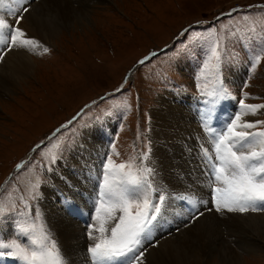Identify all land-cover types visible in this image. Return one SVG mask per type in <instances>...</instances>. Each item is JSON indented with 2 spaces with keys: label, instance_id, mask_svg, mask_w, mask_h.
Masks as SVG:
<instances>
[{
  "label": "rangeland",
  "instance_id": "obj_1",
  "mask_svg": "<svg viewBox=\"0 0 264 264\" xmlns=\"http://www.w3.org/2000/svg\"><path fill=\"white\" fill-rule=\"evenodd\" d=\"M32 2L25 6L30 8ZM89 4L90 19L73 20L71 23H77L68 28L62 27L48 42L36 38L35 45L38 48L30 53L38 63L36 69L31 75L10 85L8 90L0 92V187L6 188L0 194V209L7 208L10 212L15 209L19 213L16 216L7 214V223L0 221V242L16 243L32 250L35 246L30 243L31 238L46 235L50 229L51 237L58 242L62 261L63 243L50 228L49 215L42 206H56L57 211L81 222L87 241L90 242L86 225L94 213L92 200L95 194L86 193L83 196L87 199L84 204L80 200L81 187L77 182L69 181L67 172L83 175L87 169H91L90 166L82 168L87 159L86 151L91 152V138L101 135L99 154L95 151L90 161L98 159L101 164L104 154L110 153L113 164L109 167L119 169L123 174L121 178L125 180V173L140 175L143 174V166H151L148 161H144V164L139 161L140 153L147 151L149 139L151 163L156 165L152 126L157 119L153 112L161 101L166 102L160 107L162 114L188 115L190 122H197V126L194 124L196 130H191V136L194 134L193 137L200 138L201 134L207 140L209 134L201 121L200 105L202 110L214 108L210 120L217 130L223 129L232 117V114H228L223 118L220 113L223 107L228 109L226 103L215 107L204 103L213 99V94L221 88L226 93L221 97L222 102L225 100L233 109L236 108L232 112L233 116L241 114V121L238 122L245 119L242 115L247 108L243 105H264V0H92ZM7 7L9 4L4 3L0 15L3 13L10 24L14 22V27L18 26L22 20L17 25V18L7 14ZM232 9L237 11L232 12ZM189 29L191 32L186 35ZM198 37L208 43L192 44ZM185 41L191 45L186 52ZM164 45H168L166 50L142 65H135L137 58ZM8 47L1 45L0 53H7ZM213 48L217 55H213ZM178 51L181 53L179 59ZM116 88L122 89L106 95ZM92 101L94 105L86 110L88 114L83 119L77 120L56 137L45 140L54 127L72 116L79 107L81 110ZM251 115L252 122L264 121V108ZM94 116L100 117L99 123L93 120ZM85 121L95 124L86 143L79 141L78 147L65 151L49 179L45 166L59 155L65 142L71 141V133L77 131ZM252 130L264 131V125H256ZM37 143L40 144L37 146ZM32 147H35V152L32 150L25 166L23 164L13 178V174H10L13 164ZM120 164L126 167L120 169ZM160 166H156L159 171L158 182L163 175ZM7 174L8 178L2 183ZM187 181L190 185V178ZM50 189H53V193L48 192ZM37 191L42 192L38 201L34 200ZM189 194L178 195V198L184 212L190 215L194 209L192 199L197 206L199 203L195 196ZM45 195L50 199L48 205L42 203ZM64 196L71 197V209L64 205L62 208ZM184 196L191 200H183ZM142 200L141 197L137 202L142 203ZM26 204L34 207L29 209ZM138 210L135 205L129 209L132 215ZM156 224L150 237L154 243L144 241L141 245L140 250L146 249L144 259L150 248L157 246L156 228L165 226V219ZM188 224L194 222L189 220ZM173 225H166L170 227L168 233L170 229L178 233L179 228ZM21 226L28 230L23 235L20 233ZM262 234L258 251L237 249L235 243L231 244L234 250L242 253L241 264H264ZM207 260L191 258L179 264H213L215 259L209 257ZM0 264L22 262L5 256L0 258ZM111 264H123V261H113Z\"/></svg>",
  "mask_w": 264,
  "mask_h": 264
},
{
  "label": "bare ground",
  "instance_id": "obj_2",
  "mask_svg": "<svg viewBox=\"0 0 264 264\" xmlns=\"http://www.w3.org/2000/svg\"><path fill=\"white\" fill-rule=\"evenodd\" d=\"M91 2L92 0H40L38 3L32 2L29 11L21 19L22 21L19 20L20 24L18 26L26 34L21 39L37 41L36 38L40 37L47 42L50 41L58 31L62 30V27L68 28L75 22L77 23V21L71 23L73 20H80V18L90 19L91 14L89 9L91 6L88 3ZM4 3H8V0H0V12H3L2 6ZM6 20L8 21V19ZM11 25L14 26V22H11ZM5 33L7 34V30H5ZM9 41L10 38L8 41L0 43V46L8 47L10 45ZM35 48H38L35 44L27 46L17 44V46L12 48L13 50L4 54V59L0 60V92L8 90L10 85L34 72L38 63L30 53ZM222 101L223 99L221 100L220 98L215 105L218 106L219 104L220 106L226 103L228 106V109H224L223 107L220 111L223 115L222 117L224 118L228 114H232L231 116L233 117L234 113L232 112L236 111V108L233 109L234 107H231L229 102ZM164 105H166V102L161 101L158 108L153 112L157 119L152 126V136L155 144L153 155L156 158V166L161 165L160 172L163 173L161 175L162 180L159 183L168 190L170 199L167 205V212L163 217L165 219V226L159 225L160 228H156L158 231L156 232L158 244L155 247L151 246L152 248L148 251L146 259H144L145 257L142 258L143 264H179L188 262L191 258L198 259L199 261H208L209 257L215 259L213 264H241L242 253L234 250L232 243L237 245V249L242 248L245 251L260 250L261 244L259 239H261L260 236H263L262 232L264 233V212L258 211V213H255L256 211L249 210L247 213H240L238 211L216 212L214 210L209 185L206 182V170L201 160L202 153L200 151L202 144L207 148H212V145L201 134H199L200 138L193 137L194 134L191 136V130H196L194 127L197 126V122L194 123L195 126L190 122L191 119H189L188 115L184 113L180 116L162 114L160 107ZM200 110L203 111L202 105H200ZM251 114L252 110L247 108L242 115L245 118L244 121L238 122V124L245 121L252 122L250 120ZM219 122L222 123L221 120ZM208 123L211 124V120ZM203 127H205L204 124ZM100 136L98 138H91L92 140L89 143L90 145L93 144L91 152L88 153L86 151L87 159L84 164L82 163V168L90 166L89 168L91 169H87V173L83 175H72L71 171L67 172L69 181L77 182L79 187H81L82 197H80V200L84 204L87 201L83 197L86 193H96L94 182L97 180V174L99 175L101 164H99L98 159L94 162L90 160L94 158L95 151H97L96 154H99ZM110 169L112 171L108 176V183L114 188H118L123 174L115 167H110ZM189 178L191 180L190 185L187 183V179ZM48 192L53 193V189L48 190ZM184 193L195 196L197 203H199V206H197L196 202L194 201L193 203L192 199L194 209L190 215L184 212L185 209L183 206L181 207L180 197L178 198V195ZM187 200L191 199L188 198ZM205 201L208 202L207 205L203 203ZM49 202L50 199L45 195L42 203L48 205ZM42 207L45 213L49 215L50 228L58 234L63 243V261L66 260L68 264H89L86 249L92 241H87L83 224L60 212V210L57 211L58 207L56 206L51 208L43 205ZM208 208H212L213 210L208 211ZM194 210L197 212L201 210L206 211L194 224L189 225L188 216L196 214L197 212H194ZM93 215L94 213H92ZM114 215L119 217L121 212L116 211ZM101 219L107 221L108 227H113L118 222V220L113 221L108 219L103 213H101ZM170 223H174L173 226L179 228L178 233H175L174 229H170V233H168L170 227L166 225Z\"/></svg>",
  "mask_w": 264,
  "mask_h": 264
},
{
  "label": "snow or ice",
  "instance_id": "obj_3",
  "mask_svg": "<svg viewBox=\"0 0 264 264\" xmlns=\"http://www.w3.org/2000/svg\"><path fill=\"white\" fill-rule=\"evenodd\" d=\"M32 0H8L9 7L7 14L17 18L16 23L24 17L29 11L28 5ZM232 12L237 9H232ZM231 15V13H229ZM7 30V34L5 33ZM191 29L186 30V35ZM25 33L18 26L11 25L3 15H0V43L6 42L10 38L8 50L19 44L27 46L35 44V40L21 39ZM264 39V37H262ZM207 40L196 38L192 44L206 45ZM187 47L191 45L185 41ZM264 47V46H262ZM44 51H48L47 48ZM213 55H217L216 49H212ZM181 53L178 51L177 58ZM219 58V57H218ZM4 59L3 53H0V60ZM147 60V57L145 58ZM251 62V61H250ZM141 64L144 61H140ZM247 84H245V87ZM226 95L224 89L214 93V98L204 101L206 105L214 106L218 100ZM247 95V94H245ZM243 105V101L240 102ZM245 108L252 110L255 114L264 105H243ZM87 107V106H86ZM214 108L207 107L201 113V121L209 134V143L212 145L208 149L203 144L200 151L201 160L205 171L206 182L209 185V191L212 197V204L216 212H240L264 211V131H253L256 125H264V121H241V114L236 113L225 123L223 129L217 130L208 121L212 117ZM88 113L81 109L71 120L68 125L71 126L77 120L83 119ZM93 120L99 123L100 117L94 116ZM64 127V126H61ZM95 124L85 121L79 129L71 133V141H66L60 148L59 155L52 159L49 165L45 166V171L51 179V174L56 170V163L63 159V153L79 146V141L86 143V138L92 133ZM150 131V129H149ZM151 140L147 145V151H142L139 155V161L144 164L148 161L151 166H143L140 175L125 173L126 179L121 181L118 188H114L108 183V176L112 169L109 165L113 164L110 153L104 154L101 160V168L96 180V193L92 200L94 215L90 217V223L86 225V235L92 243L87 246V255L89 264H111L113 261H123V264H143L145 250H140L144 241L151 243V233L155 224L162 220L167 212V205L170 194L166 188L158 181L159 175L157 167L151 163ZM126 166L120 164L119 168L124 169ZM91 171V170H90ZM155 184V187H154ZM39 187V184L37 185ZM71 191V188L69 189ZM153 193L155 198L153 199ZM42 192L37 191L34 200H39ZM143 198L142 203L137 201ZM187 200L188 197H182ZM66 208L73 206L71 197H66L62 201ZM207 205V201L203 202ZM135 205L139 209L135 215H132L129 209ZM31 209L34 205L26 204ZM212 211V208H208ZM120 211L123 214L116 217L114 213ZM101 213L110 220L118 222L113 227L107 226V221L101 219ZM16 216L19 213L13 209H0V221L7 223L6 215ZM204 215V212L198 211L191 215V222L197 221ZM98 225V227H97ZM187 226V225H186ZM28 230L20 227V233L23 235ZM27 239V237H25ZM30 243L35 247L29 250L27 247H21L16 243L5 244L0 242V258H16L22 264H62L61 250L57 240L51 237V231L40 237L33 236ZM63 264H68L66 260Z\"/></svg>",
  "mask_w": 264,
  "mask_h": 264
},
{
  "label": "trees",
  "instance_id": "obj_4",
  "mask_svg": "<svg viewBox=\"0 0 264 264\" xmlns=\"http://www.w3.org/2000/svg\"><path fill=\"white\" fill-rule=\"evenodd\" d=\"M164 46H166V45H164ZM164 46H162V47H164ZM162 47H161V48H162ZM151 50H153V49H151ZM151 50H150V51H151ZM150 51H149V52H150ZM149 52H147V53L144 54L143 56L147 55ZM140 58H142V56L139 57V58H137V60L135 61V64H136V62H137L138 60H140ZM80 108H81V107H79V108L73 113V115H75V114L80 110ZM29 151H30V149H29ZM29 151L26 153V155H25L24 157L20 158L19 160H17V161L13 164V168H14V167H15L20 161L24 160V159L28 156L27 154L29 153ZM25 164H26V162L24 163V166H25ZM12 170H13V169H12ZM20 170H21V169H20ZM20 170H18V172H19ZM10 172H11V171H10ZM10 172H9V173H10ZM18 172H15L14 176H15ZM9 173H8V174H9ZM8 174L6 175V178L8 177ZM14 176H13V178H14ZM6 178H5V179H6ZM12 180H13V179H12ZM12 180H11V181H12ZM2 181H4V180H2ZM2 181H1V182H2ZM9 184H10V183H9Z\"/></svg>",
  "mask_w": 264,
  "mask_h": 264
}]
</instances>
